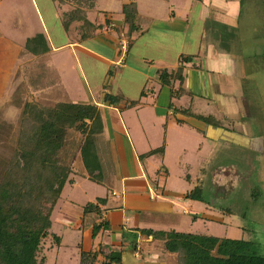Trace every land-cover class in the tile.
<instances>
[{"label":"crops","instance_id":"0c3cea01","mask_svg":"<svg viewBox=\"0 0 264 264\" xmlns=\"http://www.w3.org/2000/svg\"><path fill=\"white\" fill-rule=\"evenodd\" d=\"M29 1L30 9L17 4L13 7L7 6L6 3L0 4L3 6L0 8V122L8 123L10 118L14 120L20 113L17 102H20L21 98L11 94L34 96L43 86L47 87L44 95L48 96V100L50 98L54 101L58 99L57 101L96 105L103 124L105 142V147L101 148L105 153L102 165L112 162L113 156L120 157L119 161H115L118 166H115L117 177L123 182L126 193L130 191L127 193L128 200H124L123 207L126 210H146L145 205L151 203L136 194L147 191L146 181H149L145 168H141V162L145 158L141 160L140 156L159 146L147 148L144 140L136 136V142L133 143L126 128L127 124L120 116L123 110L128 111L127 108L130 107H125V104L120 102L116 105L106 102L104 97L111 95V91H104V87L114 85L115 92L123 96L133 92L131 99H137L141 91L146 89L145 94L155 96L152 108L159 117L164 116L167 119V127H171L172 123L178 125L180 121L170 117L174 114L170 112L169 103L165 101V91L170 97L169 88L160 85L157 72L162 69H176L180 55L193 56L192 62L183 64L182 88L185 92L215 104L226 117L236 119L238 125L245 126L246 131L237 136L223 129L221 124L219 127L208 124L202 126L198 120H191L202 129L200 131H206L210 139H223L245 151L258 152L263 149L264 116L262 122L257 123L254 115L264 107V0H257L254 8H247L243 0H174L173 4H169V0H97L94 8L88 12L87 20L98 28L84 39L79 37L73 26L63 28L59 9L52 0ZM103 1L106 4L105 9L101 5ZM126 2L136 5L138 31L130 37L129 49L120 64L121 54L116 31L105 33L101 29L109 23L108 21L114 22L118 27L122 24L121 5ZM10 10L13 15L15 13V18L10 19ZM13 19L15 30L11 26ZM7 27L19 32L10 37L3 32ZM53 30L57 31L56 35L52 33ZM38 34L45 37L49 50L42 56L34 57L26 51V46L29 40ZM252 60H259L262 64L256 66L258 83L255 82V85L247 90L240 84L241 81L235 82L234 79L244 75ZM82 61L89 66V73L86 75H90L91 81L81 82L83 93L78 92L75 74V68L82 72ZM97 64L102 66L99 75L92 71ZM250 67L254 65L250 64ZM116 70H119L120 74H115ZM177 87L178 82H175L174 88ZM130 88H135V91L130 93ZM73 91L82 94L84 100H72ZM158 96L164 97L167 112L158 107ZM145 105L146 103H140L137 108L142 109ZM134 122L135 125L141 124L138 117ZM252 127L253 131L250 130ZM146 141L148 142L147 139ZM163 143V154H156L158 158H163L169 147L166 139ZM121 160H124L126 169L123 171L132 176L130 179L119 175ZM77 171L72 169L71 175ZM78 172L82 173L80 170ZM70 179V185H75L74 180ZM129 181L132 182L128 184ZM135 181L137 182L133 183ZM162 191L161 188H156L157 193L162 194ZM111 195L117 197L114 190ZM210 202L208 199V204ZM104 205H99L101 212L96 223L103 220L107 226L97 234L93 243L108 240L112 246L118 247L117 251L123 250L122 264H141L137 253L128 255L131 253L126 249L129 242L125 231L128 227L126 223L119 221L117 216L122 208L103 214ZM153 205L155 210H164L167 206L166 203ZM184 213L188 214L189 211L185 210ZM52 215L53 212L51 220ZM65 224L71 229L78 230L83 227V223L76 219L65 220ZM150 242L153 243L152 240ZM99 248L102 249L98 245L97 249ZM146 257L145 260L141 259L143 264L163 263L159 257Z\"/></svg>","mask_w":264,"mask_h":264},{"label":"rangeland","instance_id":"374dc122","mask_svg":"<svg viewBox=\"0 0 264 264\" xmlns=\"http://www.w3.org/2000/svg\"><path fill=\"white\" fill-rule=\"evenodd\" d=\"M52 1L59 9L60 19L66 13L74 15V20L69 26L74 27L80 38L89 37L96 32L98 26L90 23L91 25L87 27V25L83 24L84 16H82V13H85L87 19L88 12L94 8L95 3L91 8H88L89 0ZM243 2H246L245 6L247 8H254L257 0H252L253 4L251 5L250 0H243ZM5 3L9 7L17 4L22 8H31L29 0L0 1L1 5ZM173 3L174 0H169V4ZM104 4V1L101 2L102 8L105 9L106 4ZM2 7L0 6V8ZM9 12L10 19L15 18V13L13 15L11 10ZM108 22V24L102 26L101 31L103 30L105 33L116 31L119 41L121 32L118 33V29L122 27V24L118 27L114 22V24L112 21ZM11 26L15 30L14 19L11 20ZM14 30L7 27L3 32L11 37L19 32ZM60 31H62V28H60ZM52 33L56 35L57 31L53 30ZM122 34L128 37L125 33L122 32ZM130 42L129 38V45ZM252 61L249 62V69L245 70L244 75L241 74L234 79L235 82L241 81L240 84L244 85L247 90H250L255 85V82L259 81V75H256L258 71L256 66L262 64L259 60ZM82 62L81 70L83 75L79 69L75 68L78 92L80 91L81 93L84 90L81 82H91L90 75L89 77L86 75V73H89V66L84 61ZM250 64L254 65V67H250ZM101 67L100 64H97L95 70H92L93 73L99 75ZM118 71L116 70L114 73L120 74ZM93 77L96 79L95 75ZM117 81L118 78L116 79ZM115 89L114 85L109 88L104 87V91H111V96L122 98L120 103L136 102L135 105L133 104L130 108H127L128 111L123 110L120 115L127 124L126 128L133 143L136 142V136L144 140L147 148L159 146L157 149L163 150V141L165 139L169 144L163 158H158V155L154 154L149 157L150 159L147 160L145 158L141 162V168H145L149 179V181L145 179L146 183H148V190L136 192V194H140L148 200V203H151L145 205L146 210L143 209L142 211L133 209L129 211L123 207L124 200H128L127 193L130 191L126 193L123 182L121 183L117 177L116 167L118 168V166L115 161H119L120 157L113 156V161H109V165H105L104 185L91 182L82 177L81 173L77 171L76 174L69 176V179L72 178L74 180L75 185L67 183L64 186L52 215L50 232L60 238V245L55 246L50 237L44 239L41 243L39 258H44V264H78L80 250L94 251L98 245L102 247V255L97 257L98 259L94 264H103V255L118 248L117 246H112L108 240L104 241L105 239L93 243L91 228L99 217L95 213L83 214L82 210L85 205L95 203L97 198L107 199L102 210L103 214H108V212L116 208H122L117 216L119 221L126 223V227H128L125 234L128 237L129 244L127 248H124L131 252L128 255H132L134 252L137 253L141 264H143L141 259L145 260L147 255L150 259L159 257V260L163 262L161 264H176V256L166 254L158 240L151 243L150 238L147 240L142 237L141 229L242 239L253 243V249L256 254L264 255V141L261 151L251 152L245 151L236 146V144L223 139H210L206 131H200L202 129H199L191 118L201 122L200 125L202 126L203 124H208L213 127H215V120L218 119L220 122H217L223 126V129L225 128L237 136L245 133V126L238 125L236 119L232 120L226 117L223 111L215 104L192 93L177 92L171 98L169 95L167 96L168 92L165 91V101L169 103L170 112L174 114L170 115V117L180 121L178 125L172 123L171 127H167V119L164 116L159 117L152 108V100L155 96L145 94L146 89L141 91L143 94L141 95L140 93L137 99H131L132 97H130L133 93L131 91H135V88H130L128 91L131 94L127 93L126 97L116 93ZM77 93L73 91L71 99L83 101L84 96ZM11 95L22 99L17 102L20 112L25 102H36L35 99L40 98L37 95H24L23 93ZM156 102L161 110L165 109L166 111L164 97L158 96ZM140 103H146L145 107L142 109L137 108ZM262 105L264 106V100ZM19 114L14 120L12 118L9 119L7 123L8 129L16 126ZM195 114L205 118V121L196 118ZM263 116L264 107L258 113H255L256 122L261 123ZM137 117L141 124L136 123L135 125L134 121ZM129 119L132 121H128ZM252 129L253 127L250 128L251 131H253ZM262 131H264V127ZM8 138L10 140L11 136ZM79 142V134L69 131L60 157L62 163L67 164L71 172L72 169H76L78 164L77 147ZM6 150L5 148L4 151L0 152V157L4 159L9 157L10 151ZM123 162L124 160L120 161L119 175L130 179L132 176L127 175L123 171ZM156 188H161L163 193H157ZM112 190L116 192L117 197L111 195ZM190 193H192V197L188 196ZM208 199L211 200L210 204H208ZM156 203H166L167 206L164 210H155L153 209L155 207L153 204ZM185 210L189 211V213L185 214ZM75 219L83 223L81 229H71L65 224V220Z\"/></svg>","mask_w":264,"mask_h":264},{"label":"trees","instance_id":"16d2710c","mask_svg":"<svg viewBox=\"0 0 264 264\" xmlns=\"http://www.w3.org/2000/svg\"><path fill=\"white\" fill-rule=\"evenodd\" d=\"M88 2L87 7L91 8L96 0ZM82 14L83 24L90 26L86 14ZM121 15L122 27L118 33L123 32L130 38L138 31L135 3H123ZM61 20L63 28L68 29L74 15L66 13ZM48 50L42 34L32 37L26 46V51L34 57L42 56ZM193 58L180 55L176 69L157 72L160 85L169 88L171 98L177 92H185L182 88L183 64L192 62ZM175 82H178L176 89ZM45 90L47 87L43 86L37 91L40 98H36V102L24 103L15 127L8 129L7 123L0 122V152L5 148L10 151L7 159L0 157V264H44V258H39L42 241L50 237L55 246L60 245V238L50 232L51 214L64 186L72 183L69 179L71 169L62 163L60 157L69 131L80 136L77 147L79 161L75 170H80L82 176L95 184H105V165H102L105 142L98 107L48 100ZM121 99L111 95L104 97L110 105L118 104ZM133 104L136 102L130 101L125 107ZM194 116L205 121L199 115ZM214 123L215 127L220 126L217 120ZM154 154L162 155L163 150L149 151L140 159ZM188 196L192 197V193ZM105 202L106 198H97L95 203L85 205L82 212L99 216V205ZM106 226L103 220L94 223L92 239ZM140 233L152 242L158 240L166 254L176 256V264H264V255L256 254L250 241L152 229H141ZM101 251L100 248L96 251L80 250L78 264L96 263ZM122 252V249L113 250L103 255V264H122Z\"/></svg>","mask_w":264,"mask_h":264},{"label":"built area","instance_id":"2783aa9c","mask_svg":"<svg viewBox=\"0 0 264 264\" xmlns=\"http://www.w3.org/2000/svg\"><path fill=\"white\" fill-rule=\"evenodd\" d=\"M119 39L120 64H122L129 49V38L121 33L119 34Z\"/></svg>","mask_w":264,"mask_h":264}]
</instances>
